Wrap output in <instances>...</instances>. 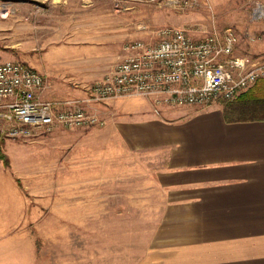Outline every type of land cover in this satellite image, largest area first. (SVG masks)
I'll return each mask as SVG.
<instances>
[{
    "label": "rangeland",
    "instance_id": "rangeland-1",
    "mask_svg": "<svg viewBox=\"0 0 264 264\" xmlns=\"http://www.w3.org/2000/svg\"><path fill=\"white\" fill-rule=\"evenodd\" d=\"M85 6L0 0V61L31 65L30 58L48 46L51 81L64 87L51 100H81L99 78L78 83L80 74L60 63L91 60L104 68L126 57L128 43L156 42L163 27L195 37L231 28L238 36L235 54L264 63V0H95ZM88 16L87 22L96 16L104 31H79ZM108 23L117 25L110 35ZM75 86L85 95L69 93ZM149 106L144 96L95 103L91 110L105 118L103 125L1 140L0 264L140 262L163 214L156 180L161 157L129 148L119 123Z\"/></svg>",
    "mask_w": 264,
    "mask_h": 264
},
{
    "label": "crops",
    "instance_id": "crops-1",
    "mask_svg": "<svg viewBox=\"0 0 264 264\" xmlns=\"http://www.w3.org/2000/svg\"><path fill=\"white\" fill-rule=\"evenodd\" d=\"M31 1L33 6L77 2L84 8L95 2ZM90 16L79 24V31H104L96 22L99 15L91 19L96 25L87 22ZM109 28L108 35L112 28L117 30L116 23ZM48 50V46L41 49L30 64L47 80L43 97L52 99L64 87H54L51 81L52 70L45 62ZM92 63L96 62L60 64L61 69L69 65L80 74L76 82L87 83L102 78L117 62L104 68ZM67 89L78 96L86 93L77 86ZM241 94L228 104L217 100L205 106L157 108L154 98L148 97L146 112L121 116L127 146L161 157L156 180L165 200L163 214L138 264H264V119H257L254 107H248Z\"/></svg>",
    "mask_w": 264,
    "mask_h": 264
},
{
    "label": "built area",
    "instance_id": "built-area-1",
    "mask_svg": "<svg viewBox=\"0 0 264 264\" xmlns=\"http://www.w3.org/2000/svg\"><path fill=\"white\" fill-rule=\"evenodd\" d=\"M157 38L125 45L126 57L81 100L46 99L47 80L37 69L20 60L0 61V142L57 127L103 125L105 118L91 110L95 103L144 96L154 98L155 108L205 106L233 100L264 77V63L235 54L238 36L231 28L195 37L184 28L163 27Z\"/></svg>",
    "mask_w": 264,
    "mask_h": 264
},
{
    "label": "trees",
    "instance_id": "trees-1",
    "mask_svg": "<svg viewBox=\"0 0 264 264\" xmlns=\"http://www.w3.org/2000/svg\"><path fill=\"white\" fill-rule=\"evenodd\" d=\"M247 99L248 107H254L257 115V119H264V78L257 81L256 85L250 88L248 91L241 94V98ZM4 155L0 150V158Z\"/></svg>",
    "mask_w": 264,
    "mask_h": 264
}]
</instances>
